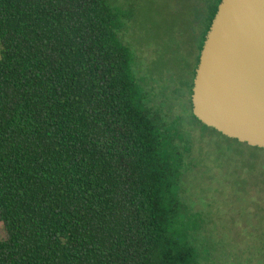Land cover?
I'll list each match as a JSON object with an SVG mask.
<instances>
[{
  "label": "trees",
  "instance_id": "trees-1",
  "mask_svg": "<svg viewBox=\"0 0 264 264\" xmlns=\"http://www.w3.org/2000/svg\"><path fill=\"white\" fill-rule=\"evenodd\" d=\"M109 1L0 0V264H264V195L227 225L193 208V142L150 103L131 9ZM200 2L198 51L219 0ZM191 79L197 140L244 144L191 114Z\"/></svg>",
  "mask_w": 264,
  "mask_h": 264
},
{
  "label": "rangeland",
  "instance_id": "rangeland-1",
  "mask_svg": "<svg viewBox=\"0 0 264 264\" xmlns=\"http://www.w3.org/2000/svg\"><path fill=\"white\" fill-rule=\"evenodd\" d=\"M109 2L120 9H131L132 17L124 24L121 38L133 52V69L148 90L150 103L171 118L178 116L180 127L193 142V155L187 161L195 165L182 182L186 190L183 194L193 202V208L199 209L203 201L207 207L202 209L214 211L220 222L227 225L236 212L249 210L256 198L254 208L259 207L258 193L262 199L264 195V151L237 144L207 129L210 136L198 141L199 132L205 131L188 122V115L181 112L180 102L186 104V94L179 93V83L189 82L196 55L198 58V20L193 18L199 16L194 6L198 7L200 0ZM4 237L0 222V239Z\"/></svg>",
  "mask_w": 264,
  "mask_h": 264
},
{
  "label": "water",
  "instance_id": "water-1",
  "mask_svg": "<svg viewBox=\"0 0 264 264\" xmlns=\"http://www.w3.org/2000/svg\"><path fill=\"white\" fill-rule=\"evenodd\" d=\"M191 114L264 149V0H219L198 52Z\"/></svg>",
  "mask_w": 264,
  "mask_h": 264
},
{
  "label": "flooded vegetation",
  "instance_id": "flooded-vegetation-1",
  "mask_svg": "<svg viewBox=\"0 0 264 264\" xmlns=\"http://www.w3.org/2000/svg\"><path fill=\"white\" fill-rule=\"evenodd\" d=\"M198 25V24H197ZM198 27V26H197Z\"/></svg>",
  "mask_w": 264,
  "mask_h": 264
}]
</instances>
